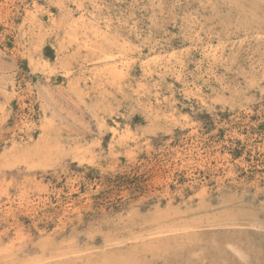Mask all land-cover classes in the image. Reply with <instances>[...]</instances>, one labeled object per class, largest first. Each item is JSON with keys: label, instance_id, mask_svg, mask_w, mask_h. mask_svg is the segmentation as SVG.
<instances>
[{"label": "rangeland", "instance_id": "1", "mask_svg": "<svg viewBox=\"0 0 264 264\" xmlns=\"http://www.w3.org/2000/svg\"><path fill=\"white\" fill-rule=\"evenodd\" d=\"M32 263L264 264V0H0V264Z\"/></svg>", "mask_w": 264, "mask_h": 264}, {"label": "bare ground", "instance_id": "2", "mask_svg": "<svg viewBox=\"0 0 264 264\" xmlns=\"http://www.w3.org/2000/svg\"><path fill=\"white\" fill-rule=\"evenodd\" d=\"M70 19H71V18H70ZM70 19H69V20H70ZM72 22H73V21H72ZM70 27H72V26H70ZM70 29H71V28H70ZM72 30H73V29H72ZM67 39H68V38H67ZM67 42H68V41H67ZM62 43H63V42H62ZM70 44H72V43H70ZM89 44H90V43H89ZM62 45H63V44H62ZM66 46H67V45H66ZM70 46H71V45H70ZM92 47H93V46H92ZM97 48H99V47H97ZM110 58H111V57H110ZM106 59L108 60V58H106ZM101 60H102V59H101ZM107 60H106V61H107ZM104 63H105V61H104ZM106 63H107V62H106ZM109 64H110V63H109ZM110 65H111V64H110ZM103 67H104V66H103ZM106 68H107V67H106ZM110 68H111V67H110ZM114 68H115V66H114ZM114 68H113V69H114ZM113 69H112V70H113ZM117 69H118V68H117ZM101 70H102V69H101ZM103 70H104V68H103ZM129 70H130V69H129ZM104 71H105V70H104ZM110 71H111V70H110ZM110 71H107V73L110 72ZM100 72H102V71H100ZM111 72H112V71H111ZM102 73H103V72H102ZM112 73H114V72H112ZM125 73H126V71H125ZM127 73H128V72H127ZM108 74H111V73H108ZM116 74H117V73H116ZM116 74H115V75H116ZM101 75H102V74H101ZM111 75H112V74H111ZM111 75H109V76L111 77ZM125 75H126V74H125ZM107 76H108V75H107ZM105 77H106V76H105ZM114 77H115V76H114ZM116 77H117V75H116ZM112 78H113V77H112ZM117 80H118V79H117ZM115 81H116V78H115ZM118 81H120V79H119ZM120 83H121V82H120ZM49 145H50V144H49ZM49 145H48V146H49ZM46 146H47V145H46ZM50 146H51V145H50ZM53 150H55V149H53ZM55 152H56V151H55ZM43 161H44V160H43ZM34 163H36V162H34ZM45 163H47V162L45 161ZM41 167H42V166H41ZM43 167H44V165H43ZM200 218H201V217H200ZM194 219H195V218H193L192 220H194ZM209 219H210V218H209ZM192 220H190V221H192ZM198 220H199V217H198ZM198 220H197V221H198ZM200 220H201V219H200ZM197 221L195 222L196 225L198 224ZM204 221H206V219H205ZM198 222H199V221H198ZM201 222H202V220H201ZM201 222H200V223H201ZM206 222H207V221H206ZM206 222H202V223H206ZM190 223H191V222H190ZM193 223H194V221H193ZM193 223H192V225H194ZM202 223H201L200 226H202ZM217 223H218V222H217ZM218 224H219V223H218ZM159 225H160V224H159ZM159 225H158V226H159ZM196 225H195V226H196ZM203 225H204V224H203ZM207 225H208V224H207ZM197 226H198V225H197ZM204 226H205V225H204ZM214 226H215V225H214ZM164 227H165V226H164ZM202 227H203V226H202ZM179 229H180V228H179ZM162 230H163V229H162ZM166 230H167V229H166ZM156 231H157V230H156ZM164 232H165V231H164ZM161 233H162V232H161ZM161 233H160V234H161ZM165 233H166V232H165ZM156 234H157V233H156ZM146 236H148V235H146ZM148 237H149V236H148ZM140 239H141V238H140ZM135 240H136V239H135ZM231 250H232V249H231ZM238 250H239V249H238ZM72 254H75V255H76V253H72ZM75 255H74V256H75ZM242 255H243V253H242ZM4 257H5V256H4ZM75 257H76V256H75ZM81 257H83V256H81ZM72 258H73V257H72ZM79 259H80V257H79ZM71 260H72V259H71ZM74 260H75V259H74ZM44 261H45V260H44ZM32 264H33V263H32ZM37 264H38V263H37ZM46 264H47V263H46Z\"/></svg>", "mask_w": 264, "mask_h": 264}]
</instances>
